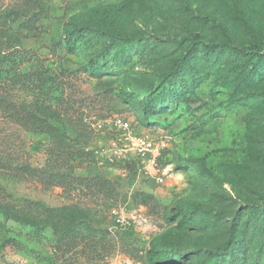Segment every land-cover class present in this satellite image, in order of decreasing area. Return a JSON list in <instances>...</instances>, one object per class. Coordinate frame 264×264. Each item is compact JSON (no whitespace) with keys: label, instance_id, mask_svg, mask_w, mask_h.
<instances>
[{"label":"rangeland","instance_id":"rangeland-1","mask_svg":"<svg viewBox=\"0 0 264 264\" xmlns=\"http://www.w3.org/2000/svg\"><path fill=\"white\" fill-rule=\"evenodd\" d=\"M40 10L38 31L13 29L26 56L18 72L28 76L13 98L63 137L0 118V156L47 175L69 168L73 178L101 177L112 190L0 175L9 196L0 198V264H46L37 257L50 256L56 237L73 227L111 239L100 242V257L80 264H153L150 251L159 250L179 256L163 264H204L231 239L229 252L208 264H264V220L255 213L264 209V65L225 77L243 59L199 47L194 72L161 98L166 107L146 118L141 104L188 53L190 35L264 50V0H42ZM72 21L83 32L70 47ZM91 29L136 44L118 46ZM145 137L158 148L156 175L138 153ZM80 148L89 158H79ZM65 154L74 158L63 165ZM192 205L201 209L186 217L180 209Z\"/></svg>","mask_w":264,"mask_h":264},{"label":"trees","instance_id":"trees-1","mask_svg":"<svg viewBox=\"0 0 264 264\" xmlns=\"http://www.w3.org/2000/svg\"><path fill=\"white\" fill-rule=\"evenodd\" d=\"M5 0H0V118L7 123H11L26 132L34 134H46L51 137L62 139L61 130L55 126L48 118L33 110L25 103L16 102L13 98V91L21 83V81L28 79L26 74H20V66L26 61V56L20 57L17 45H14L13 29L18 26L29 32H36L39 30L42 21V12L40 10L42 0H16L14 5L9 9H3L1 3ZM68 31L65 40L70 47L75 46L78 42L80 34L83 32L75 21L67 24ZM97 36H109L115 45L128 46L136 44L132 38H128L117 31H103L101 29H91ZM183 42L192 43L188 53L181 58L170 72L165 75L159 85V89L142 96L141 104L142 110L146 118L151 112H156L157 107H166L167 102L161 100L171 89L173 82L183 80L187 73L194 72L193 60L197 55V50L201 47L202 52L206 55L209 53H224L231 51L243 59L242 63L229 69L225 77L236 71H242L247 67L253 70H259L264 65V50L259 46H242L234 42H210L201 38L198 35H190L184 38ZM177 44L179 42H176ZM11 50V51H10ZM37 81L45 83L43 78ZM37 83V82H36ZM39 85V84H38ZM166 88L165 90H162ZM162 90V91H161ZM160 98L157 105L156 100ZM66 141H70L68 136ZM63 141V148H69L71 143ZM79 158H89L90 153L84 148L75 151ZM5 155V154H4ZM63 157V165L70 162L74 157L65 154ZM71 169L66 168L64 172L53 173L47 175L43 168H35L31 165L24 164L20 166H13L7 162V157L0 156V175L6 178H29L45 181V184L50 185H65L71 188V191H76L77 186L85 185L86 188L96 189L100 193L112 190V183L104 180L101 177L93 178H73ZM76 187L74 188V186ZM146 198L151 196L144 194ZM9 197L6 194V189L0 185V198ZM201 209L200 205H192L191 207L181 208L180 211L186 217H191L198 213ZM264 220V209L258 208L255 212ZM92 230L83 231L78 227L69 229L66 233L56 237L52 253L45 258H39V261H45L46 264H80L82 261L96 260L99 255L100 242L110 243L108 233L103 232L101 239L98 240L96 235L91 234ZM109 239V240H108ZM104 240V241H103ZM235 242L234 239L224 247L219 253H211L209 258L204 262L208 264L210 260L224 256L229 252V248ZM106 250V246L104 245ZM177 253H166L161 250L150 251V258L153 264H163L166 262H173L178 259ZM62 260V261H60ZM43 261V262H44Z\"/></svg>","mask_w":264,"mask_h":264},{"label":"built area","instance_id":"built-area-1","mask_svg":"<svg viewBox=\"0 0 264 264\" xmlns=\"http://www.w3.org/2000/svg\"><path fill=\"white\" fill-rule=\"evenodd\" d=\"M117 125L125 129L129 127V124L124 119L121 118L117 119ZM137 149L143 161L148 162L149 167L152 168L155 175L158 174L159 166L156 159L158 148L153 143V141L148 137L140 138L138 140ZM160 181L162 182L163 180L160 179ZM113 213L116 214L114 210Z\"/></svg>","mask_w":264,"mask_h":264}]
</instances>
